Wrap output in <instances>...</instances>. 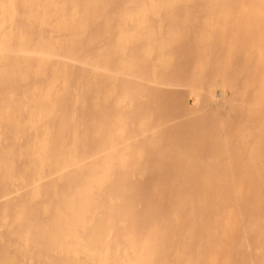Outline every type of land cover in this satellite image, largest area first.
I'll use <instances>...</instances> for the list:
<instances>
[{"label":"bare ground","instance_id":"6f19581e","mask_svg":"<svg viewBox=\"0 0 264 264\" xmlns=\"http://www.w3.org/2000/svg\"><path fill=\"white\" fill-rule=\"evenodd\" d=\"M0 264H264V0H0Z\"/></svg>","mask_w":264,"mask_h":264},{"label":"rangeland","instance_id":"374dc122","mask_svg":"<svg viewBox=\"0 0 264 264\" xmlns=\"http://www.w3.org/2000/svg\"><path fill=\"white\" fill-rule=\"evenodd\" d=\"M216 89L218 90V92H220V91H221L220 87H216Z\"/></svg>","mask_w":264,"mask_h":264}]
</instances>
